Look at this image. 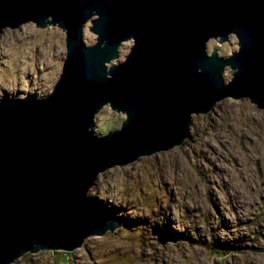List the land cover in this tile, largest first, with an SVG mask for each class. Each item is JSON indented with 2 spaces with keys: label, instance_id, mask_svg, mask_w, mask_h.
<instances>
[{
  "label": "water",
  "instance_id": "1",
  "mask_svg": "<svg viewBox=\"0 0 264 264\" xmlns=\"http://www.w3.org/2000/svg\"><path fill=\"white\" fill-rule=\"evenodd\" d=\"M29 22L64 30L67 55L44 98L0 97V264L115 232L122 219L88 195L98 176L182 145L192 115L229 97L264 109V0H0V35ZM232 35L238 51L208 53ZM107 105L126 118L98 136Z\"/></svg>",
  "mask_w": 264,
  "mask_h": 264
},
{
  "label": "rangeland",
  "instance_id": "2",
  "mask_svg": "<svg viewBox=\"0 0 264 264\" xmlns=\"http://www.w3.org/2000/svg\"><path fill=\"white\" fill-rule=\"evenodd\" d=\"M88 22L83 38L96 42ZM133 41L124 42V61ZM238 51L230 36L207 44L211 53ZM66 33L29 22L0 35V97L44 98L62 73ZM232 70L225 68L229 82ZM126 115L108 105L94 133L121 127ZM98 207L122 219L115 232L91 236L72 252L27 253L13 264H264V109L248 98H225L192 115L184 143L142 156L98 176L88 193Z\"/></svg>",
  "mask_w": 264,
  "mask_h": 264
}]
</instances>
